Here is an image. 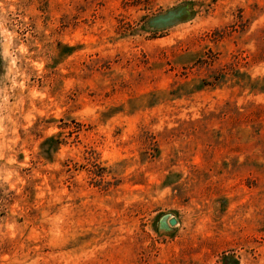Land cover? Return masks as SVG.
<instances>
[{
    "label": "rangeland",
    "instance_id": "374dc122",
    "mask_svg": "<svg viewBox=\"0 0 264 264\" xmlns=\"http://www.w3.org/2000/svg\"><path fill=\"white\" fill-rule=\"evenodd\" d=\"M0 264H264V0H0Z\"/></svg>",
    "mask_w": 264,
    "mask_h": 264
},
{
    "label": "water",
    "instance_id": "95a60500",
    "mask_svg": "<svg viewBox=\"0 0 264 264\" xmlns=\"http://www.w3.org/2000/svg\"><path fill=\"white\" fill-rule=\"evenodd\" d=\"M171 223H172V224H175V223H176V219H174V218L171 219Z\"/></svg>",
    "mask_w": 264,
    "mask_h": 264
}]
</instances>
